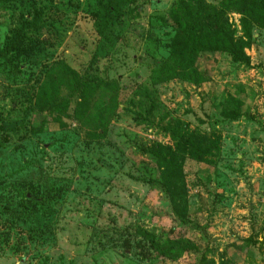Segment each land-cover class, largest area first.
Returning a JSON list of instances; mask_svg holds the SVG:
<instances>
[{
    "label": "rangeland",
    "instance_id": "rangeland-1",
    "mask_svg": "<svg viewBox=\"0 0 264 264\" xmlns=\"http://www.w3.org/2000/svg\"><path fill=\"white\" fill-rule=\"evenodd\" d=\"M178 2L0 6V46L21 44L10 63L0 62V264L202 259L196 252L178 262L158 257L140 229L161 242L190 240L209 264H264V29L253 26L249 65L206 53L197 62L205 82L169 78L158 70L171 56ZM228 17L241 38V15ZM49 79L61 99L76 94L58 121L33 112ZM15 121L13 132L2 129ZM189 137L218 150L199 161L178 149ZM158 146L181 164L186 224L151 153Z\"/></svg>",
    "mask_w": 264,
    "mask_h": 264
},
{
    "label": "trees",
    "instance_id": "trees-1",
    "mask_svg": "<svg viewBox=\"0 0 264 264\" xmlns=\"http://www.w3.org/2000/svg\"><path fill=\"white\" fill-rule=\"evenodd\" d=\"M12 2L13 0H0V6H8ZM177 10L178 12L170 14L171 21L178 27L174 43L171 46V56L168 62L162 63L158 72H165L169 78L171 76L199 85L206 80V75L197 68V62L202 54L226 53L231 56L234 63L250 64L246 49L253 40V26L256 25L264 29V0H224L218 7L209 6L205 0H179ZM234 11L242 17L240 21L241 38H237L233 25L229 21L228 16ZM20 46V41L12 42L7 48L0 46V62L10 63L12 52L16 53V47L20 49ZM64 68L67 73H71L77 78H73L75 85L76 82H80V77L76 72L65 65ZM99 81L101 84L109 85V83L101 82L100 79ZM42 86L43 88L35 99L33 112L37 115L46 113L47 117L58 121L54 115L66 113L69 99L76 95L75 91L68 100H63L50 79ZM86 87L89 86L86 85ZM62 103L63 109L60 105ZM230 113L227 110L223 111L225 117L230 119L235 117L232 116L233 112ZM20 124L19 121L4 123L2 129L6 132H13ZM178 149L199 161H203L214 149L218 150L216 143L205 148L204 142L200 141L199 137L181 140ZM151 153L158 158L160 165L163 166L162 182L173 211L181 223L186 224L185 220L188 218L186 208L181 207L186 194L181 180V164L170 148L158 146ZM138 235L151 252L157 253L158 257L178 262L188 253L196 252L202 255L198 264H209L204 251L197 249L190 240L178 239L161 242L155 233L141 229L138 230Z\"/></svg>",
    "mask_w": 264,
    "mask_h": 264
}]
</instances>
